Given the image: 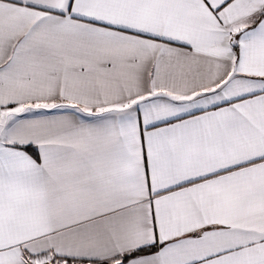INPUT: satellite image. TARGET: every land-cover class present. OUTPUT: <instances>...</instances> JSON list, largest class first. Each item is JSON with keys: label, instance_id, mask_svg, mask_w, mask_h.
I'll return each instance as SVG.
<instances>
[{"label": "snow or ice", "instance_id": "snow-or-ice-1", "mask_svg": "<svg viewBox=\"0 0 264 264\" xmlns=\"http://www.w3.org/2000/svg\"><path fill=\"white\" fill-rule=\"evenodd\" d=\"M0 264H264V0H0Z\"/></svg>", "mask_w": 264, "mask_h": 264}]
</instances>
